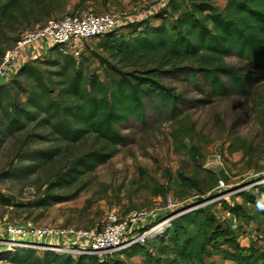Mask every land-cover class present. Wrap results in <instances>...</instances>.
<instances>
[{"label":"rangeland","instance_id":"rangeland-1","mask_svg":"<svg viewBox=\"0 0 264 264\" xmlns=\"http://www.w3.org/2000/svg\"><path fill=\"white\" fill-rule=\"evenodd\" d=\"M66 1L64 12L56 18L81 11L111 15L117 21L118 39L127 37L133 23L143 22L146 17H155L160 12L166 15L162 20L164 26L175 36L170 17L172 8L189 9L193 1L208 2L217 11L225 5V0H106L104 4L95 0L87 3L86 8L72 10L75 1ZM149 23L160 22L151 20ZM35 27L36 24L24 22L16 27L0 22V77L5 85L0 91V104L18 106L25 98L18 85L23 91L29 90L35 81V72L44 80L50 77L52 81H57L52 75L58 69L65 70L69 76L74 61H77L74 69L81 75H95L99 81H104L105 77L116 78V70H132L120 69L99 48L101 38L82 43L76 59L56 47L46 50L34 47L33 58L20 67L17 68V63L4 64L5 53ZM224 62L251 78L247 96L211 97L205 80L199 75L193 82L183 72L155 77L177 98L176 111L170 114L166 109L156 108L157 104L152 106L145 102L142 124L132 118L116 127L119 141L113 155L90 173L76 176L71 186L63 189L49 185L68 163L98 148L93 139L65 146L62 142L47 143L31 137L23 147L25 133H14L11 137L1 134L0 223L29 221L36 227L92 230L99 228L109 213L122 218L134 212H150L155 218L154 225L203 208L207 216L232 231L240 255L249 254L250 264H264L258 257L264 251V231L256 222L253 208L243 206L239 217L223 208V205H240L236 193L251 189L264 179V71L232 53L225 56ZM181 66L195 67V63L190 60ZM155 67L153 63L147 66L148 69ZM21 69L23 74H19ZM33 133H46V130L33 129ZM46 147L58 149V155L47 164L36 159H42L41 156L31 159L33 155L24 154ZM18 156L21 163L15 159ZM39 162L41 166L32 173L31 168L26 169ZM13 168L20 169L10 171ZM51 195L62 198L63 202L55 203L49 199ZM40 202L46 204L40 206ZM143 246L147 247L146 242ZM6 251L10 252L0 246V254ZM120 251L87 256L95 257V264H111L113 260L142 264V256L124 259L123 254L117 255ZM207 251L203 264H235L225 256L224 253H233L225 246ZM5 259L6 254L1 255L0 264H8ZM161 259L163 264H168L167 256Z\"/></svg>","mask_w":264,"mask_h":264},{"label":"trees","instance_id":"trees-1","mask_svg":"<svg viewBox=\"0 0 264 264\" xmlns=\"http://www.w3.org/2000/svg\"><path fill=\"white\" fill-rule=\"evenodd\" d=\"M72 10L86 8L95 0H74ZM103 4L106 0H100ZM116 1V0H111ZM66 0H0V22L16 27L22 22L38 27L64 12ZM194 2V3H193ZM189 9L172 8L170 17L175 36L171 35L162 20L160 12L146 17L145 21L133 23L132 31L125 39H118L117 29L101 36L100 49L114 60L120 69L114 71L116 78L105 77L99 81L95 75H81L77 61L71 63L72 73L58 69L57 81L49 77L44 80L36 73L29 90H22L24 101L14 106L0 104V135L10 136L25 133L23 147L29 138L47 143H64L65 146L93 139L98 148L87 151L68 163L58 172L50 188L63 189L71 186L76 176L90 173L104 164L115 152L119 141L116 127L130 119L144 122L145 102L156 108L166 109L170 114L176 111L177 98L163 87L155 77L172 76L176 72L186 73L193 82L197 75L207 85L209 96L225 97L229 94L245 97L249 94L250 77L225 64L224 58L232 53L256 69L264 71V0H225L221 11L208 2L193 1ZM68 14V13H66ZM65 14V15H66ZM153 16V17H152ZM160 22L157 25L149 23ZM68 59V57H66ZM194 61L195 67L181 66ZM153 63L155 68L148 69ZM139 68V69H135ZM164 68H167L164 70ZM23 69L19 74H23ZM18 74V75H19ZM5 86V85H4ZM0 85V91L4 87ZM55 91V92H54ZM31 127L28 129V126ZM44 129L46 133H33V129ZM108 149L107 152L105 150ZM23 153V152H22ZM41 156V163H50L58 155V149L46 147L42 151H26ZM18 163L22 159L15 157ZM28 166L31 173L41 164ZM17 168V167H16ZM10 171H19L18 169ZM27 174V173H26ZM182 179V177H180ZM240 205H223L230 215L239 217L243 206L253 208L256 222L264 231V182L236 193ZM55 203L62 198L51 195ZM46 203L40 202L43 206ZM203 208L187 211L172 219L166 228L149 238L143 245H132L120 251L124 259L142 256V264H163L161 257H168V264H203L208 248L216 250L225 246L233 253H224L235 264H250V255H240L239 245L228 227H222L215 219L207 216ZM8 264H95V257L71 258L52 252L17 249L4 252ZM264 260V251L258 254ZM105 264V263H99ZM111 264H124L113 260Z\"/></svg>","mask_w":264,"mask_h":264},{"label":"built area","instance_id":"built-area-1","mask_svg":"<svg viewBox=\"0 0 264 264\" xmlns=\"http://www.w3.org/2000/svg\"><path fill=\"white\" fill-rule=\"evenodd\" d=\"M116 28V19L108 14L68 13L25 34L11 51L5 53L3 62L6 65L17 63L18 68L33 58L34 47L40 50L56 47L76 59L81 53L82 43L100 38ZM154 220L152 213L141 211L122 218L109 213L100 227L92 230L36 227L29 221L0 223V246H5L10 252L30 249L36 253L52 252L71 258L110 253L132 245H143L169 223L167 220L152 225Z\"/></svg>","mask_w":264,"mask_h":264},{"label":"water","instance_id":"water-1","mask_svg":"<svg viewBox=\"0 0 264 264\" xmlns=\"http://www.w3.org/2000/svg\"><path fill=\"white\" fill-rule=\"evenodd\" d=\"M4 84V81H3V79L0 77V85H3ZM262 182H264V179L263 180H260L259 181V183H256L255 185H258V184H260V183H262ZM254 185V186H255Z\"/></svg>","mask_w":264,"mask_h":264}]
</instances>
